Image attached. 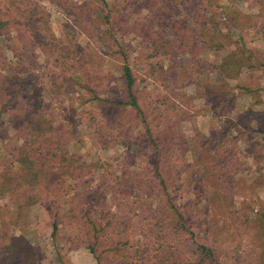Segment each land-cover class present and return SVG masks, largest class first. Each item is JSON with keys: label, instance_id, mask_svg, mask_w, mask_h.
<instances>
[{"label": "trees", "instance_id": "16d2710c", "mask_svg": "<svg viewBox=\"0 0 264 264\" xmlns=\"http://www.w3.org/2000/svg\"><path fill=\"white\" fill-rule=\"evenodd\" d=\"M56 2V4H66L75 12L77 18L75 24L88 39L85 44L76 41L74 37L58 38L48 35L47 30L49 32L50 27L44 13H36V6L31 8L27 6L29 1L7 0V4L0 7V38L6 41V48L13 54L11 59L0 54L2 57L0 84L4 94L2 113L8 114L7 120L17 129L16 138L22 142L11 154L12 162L9 167H2L0 196L6 197L7 205L17 208L20 214L26 206L40 201L58 200L66 175H72L76 182L78 180L82 182L85 173L94 165L86 163L78 153L71 152L70 145H78L82 136L75 125L76 120L68 121L69 117L64 116L69 113L65 108L64 100L71 101L70 106H73L75 114L79 109L74 108V100L80 102V106L89 104L91 107H109L116 112L118 120L115 117L111 122L101 120L96 127V135L101 137L102 142H108L110 136L117 134L116 137H123L127 146L133 149L136 145L142 147V144L133 138L131 132L136 130L140 132V136L148 141L146 147L149 146L145 147L146 151H154L158 159L153 162L154 168L150 169L154 180H146V177L151 175L148 174V169H143L139 174L134 173V177L129 179L132 186L126 187L119 183L124 181L125 177L115 178L111 173L110 178L104 175L106 178L104 183L110 180V187L101 184L99 188L95 187L96 189L90 187L91 190H81L83 184L80 183L81 188L68 196L69 201L78 200L84 203L95 201L96 206L103 209L101 216L115 217L117 222L123 225H125L124 220H132L134 217H137L140 223L150 220L153 231L151 228L149 231L153 233L145 232L144 236L148 238L146 244L150 243L154 253H151L149 258L144 257L143 260L145 261L146 258L151 264H184L181 253L184 244L181 243L179 235L181 231H186L187 227L180 209L173 203L175 200L173 194L179 187L176 186V181L171 175L176 167L173 165L165 168L161 158L169 152L170 156L176 159L193 148L190 143L193 140L184 135L181 123L185 120L195 122L194 118L199 113L194 103L197 98L213 102L214 114L225 117L216 137L220 135L233 137L235 133L236 140L242 137L241 128L238 127L237 131L233 132V128L235 129L236 123L239 122L234 121L235 118H239L242 123L245 122L242 126L244 130L250 128V121L257 120L259 127L256 131L264 135V113H255L252 109L251 112L250 109H246L242 113H232L237 106L235 103L237 97L233 96L224 84L227 79H237L245 67L253 66L250 59H254V56L250 54L247 62L233 55H224L220 61L209 62L203 53L222 52L226 44L221 39L227 36V33H223L222 22L217 19L215 13L213 16L206 11L203 13L196 11L195 16L187 17L188 20L192 19V24H188L187 18L174 21L175 6L183 5L182 3L190 0H181L182 3L177 0H138L140 3L138 12H143V9L148 10L138 29L141 38L139 41L141 53L138 57H131L130 53L134 47L132 44L124 46L122 39L118 37L122 32L121 24L127 22L125 12L128 6L124 7L121 0L81 2L56 0ZM207 2H210L206 4L209 10L215 7L213 1ZM200 4L204 5L205 1L202 0ZM262 9L261 11L264 12V7ZM258 17L259 14H246L244 17L241 14L240 18L243 20L241 28L244 30L256 26ZM13 26L15 28L23 26L25 32L16 30L14 35H10ZM163 27L170 32V35L165 31L164 33L158 30L156 31L158 34L155 32L156 29ZM103 45L111 49L108 56L118 60L121 72L119 78L112 77L110 71L104 67L107 54L101 50ZM38 49L45 55L46 64L51 63L59 68L57 72L60 78L49 76L53 72L48 66L42 65ZM181 56L183 58L188 56L186 63L178 59ZM138 59L145 60L148 68L144 76L147 73L156 80L154 82L166 81V74L169 73L171 75L169 74L168 77L177 78L178 81L182 78L181 86L177 88L165 84L161 96L160 94L155 96V92L151 91L146 96L149 99V111L141 104L137 95L139 93L136 92L137 75L134 73V63ZM165 62H168L166 69H164ZM42 67L44 70H40ZM194 71L199 75L194 81L196 94L179 91V87L185 88L189 84V77ZM209 73L216 75L211 78ZM42 76L48 81L41 84L37 77L40 79ZM117 79L123 81V90L126 94L124 99L112 100L109 95L100 94L106 93ZM75 85H80L82 90ZM43 86H46L48 96L53 98L50 104L41 94L44 90ZM257 92L258 90L253 94L257 95ZM20 94H23L24 98L23 101L18 102L16 99ZM30 98H38V101H28ZM128 114L131 115L129 119H127ZM59 120L62 122L57 124ZM15 163L18 168H14ZM177 172L179 173L178 169ZM155 190L160 192L159 195L165 202V206L157 209L151 204V196ZM132 196L134 202L140 204L139 206L130 205L129 199ZM78 201L69 208L67 215L54 216L56 222L53 223V235L58 229L59 219L65 216L72 218V221L80 219L81 213L76 210L77 207L81 209ZM2 221L0 264H34L36 252L29 241L24 236L10 233L8 227L12 219ZM124 231L122 228L120 233ZM196 250L201 255L198 264H207L213 259L212 251L206 245H198ZM213 263L216 261L213 260Z\"/></svg>", "mask_w": 264, "mask_h": 264}, {"label": "rangeland", "instance_id": "374dc122", "mask_svg": "<svg viewBox=\"0 0 264 264\" xmlns=\"http://www.w3.org/2000/svg\"><path fill=\"white\" fill-rule=\"evenodd\" d=\"M25 1L30 2L27 5L30 8L36 6V13H44L50 27L49 32L47 30L48 35L58 38L74 37L73 39L81 44L88 41L87 36L75 24L77 19L75 12L66 4H56V0ZM177 1L182 3L181 0ZM201 1L190 0V2L182 3L183 5L175 6L173 20L181 21L195 16L196 11L200 13L206 11L209 15L214 16V13L217 15V19L222 22L223 33H227V36L221 39L226 47L220 53L206 51L204 56L209 62L220 61L224 55H233L247 62L249 55L253 54L254 59H250L253 66L245 67L237 79H227L228 83L224 84L228 91L237 97L235 101L237 106L232 113H242L246 109H250V112L252 109L255 113H264V12L261 11L264 0H211L216 10H214L215 7L208 9L206 4L210 3L207 2L209 0H203L205 4L202 6ZM121 3L124 7L128 6L125 12L127 22L121 24L122 32L118 37L122 39L124 46L132 44L134 50L130 53L131 57H138L141 53L138 29L148 10L143 9V12H138L140 7L138 0H121ZM6 4L7 0H0V7ZM241 14L242 17L246 14H259L258 24L243 30ZM2 19L6 18L2 17ZM188 21V24H192V19ZM12 30L10 35H14L16 30L25 32L23 26L16 28L13 26ZM158 30L170 35L164 27L156 29L155 32ZM101 50L107 54L104 67L110 71L112 77L119 78L121 72L118 60L108 56L111 49L103 45ZM37 52L42 65L48 66V69L53 72L49 76L55 79L60 78L57 72L59 68L51 63L46 64L45 55L39 49ZM0 54L8 59H11L13 55L11 50L6 48V41L2 40V37L0 38ZM178 59L186 63L188 56L186 58L181 56ZM165 65L164 69L168 67V62H165ZM146 68L148 67L143 59H138L134 63V73L137 75L136 92L139 93L137 95L141 104L149 111L150 104L146 96L151 91L155 92V96L157 94L161 96L165 84L177 88L181 86L182 78L178 81L177 78L168 77L169 73L166 74V81L154 82L156 80L149 77L147 73V76H144ZM40 70H44V67ZM0 73H2V59H0ZM197 75L194 71L189 77V84L185 88L179 87L178 90L195 95L194 81L199 77ZM215 75V73H209L211 78ZM37 78L41 84L48 81L43 76L40 79ZM77 86L80 89V85H75ZM43 87L41 94L50 104L53 98L46 93V86ZM123 88V81L117 79L106 93L100 94L109 95L112 100H122L126 95ZM256 90H258L257 95H254ZM23 98L24 95L20 94L16 101H23ZM2 101H4V94L0 84V172L2 167H9L12 162L11 154L22 144L16 138L17 129L7 120L8 114L2 113ZM28 101L36 102L38 98H30ZM64 101L65 108L69 110V113L64 116L69 117L68 121L76 120L75 125L82 136L78 145H70L71 152L78 153L86 163L93 164L94 167L88 170L89 172L86 170L88 173H85L82 182L79 180L76 182L72 175H66L62 191L60 194V190L58 192V200L40 201L26 206L20 214L17 208L7 205L6 197L0 196V259H2V220L12 219L8 227L10 233L24 236L29 241L36 252L34 264H151L146 258L145 261L143 260L144 257L149 258L151 253H154L150 243L146 244L148 238L144 236L145 232L153 231L152 223H149L151 221L146 220L140 223L139 219L134 217L132 220H124L125 225L119 224L115 217L111 219L101 216L103 209L97 207L95 201L84 203L75 200L81 207V209L76 208L77 212L81 213L80 219L72 221L73 219L68 216V218L65 216L59 219L58 229L53 235V223L56 222L54 216L69 213V208L73 207L75 202L69 201L68 196L81 188L80 183L83 184L81 190H91L90 187L99 188L101 184L104 187H110V180L104 183L106 179L104 175L110 178L112 173L115 178L125 177L124 181L119 183L131 187L132 183L129 179L134 177V173L139 174L143 169H148L149 172H147L151 175L146 177V180H154L150 169L154 168L153 162L158 160L154 151H146L148 141L142 138L137 130L131 134L137 142L142 144V147L136 145L133 149L129 148L124 138L116 137L117 134L110 136L108 142L100 140L101 137L95 133L98 123L101 120L111 122L113 117L118 120L116 112L109 107H91L89 104H85L84 107L74 100V108L79 109L75 114L73 106H70L71 101ZM194 103L199 112L194 118L195 122L185 120L181 123L184 135L193 140L190 142L193 148L176 159L170 156L169 152L161 158L165 168L173 167V165L176 167L171 175L176 181V186L179 185V187L173 194L175 197L173 203L180 209L187 227V230L181 231L179 235L181 243L184 244L181 248L184 264H198L197 261L201 257L196 250L198 245H206L212 251L213 259L210 260L212 262L209 261L207 264H264V135L256 131L259 127L258 121H250V128L244 130L242 126L245 122L242 123L239 118L232 117L234 121H239L235 129L233 128V132H236L238 127L241 128L242 137L236 140V133L233 137L221 135L216 137V133L221 130L222 119L214 117L215 104L200 98H197ZM129 117H131L130 114L127 119ZM60 122L62 121H57V124ZM16 167L15 163L14 168ZM159 193L155 190L151 196V204L155 209L165 206L164 199ZM133 198L132 196L129 199L130 205L139 206L140 204L135 203ZM113 207L115 208L114 205ZM122 228L125 231L120 233ZM150 228L151 231H149ZM213 260L216 263H213Z\"/></svg>", "mask_w": 264, "mask_h": 264}, {"label": "crops", "instance_id": "0c3cea01", "mask_svg": "<svg viewBox=\"0 0 264 264\" xmlns=\"http://www.w3.org/2000/svg\"><path fill=\"white\" fill-rule=\"evenodd\" d=\"M204 54V53H203ZM242 73V72H241ZM200 99H202V98H200ZM202 100H204V99H202ZM195 101V100H194ZM204 101H206V100H204ZM207 102H209V101H207ZM214 117L215 118H217V117H220L222 120H224L225 119V117L224 116H216L215 114H214Z\"/></svg>", "mask_w": 264, "mask_h": 264}]
</instances>
